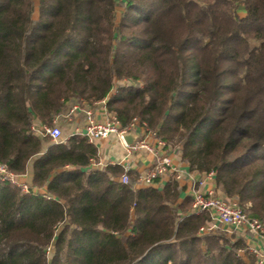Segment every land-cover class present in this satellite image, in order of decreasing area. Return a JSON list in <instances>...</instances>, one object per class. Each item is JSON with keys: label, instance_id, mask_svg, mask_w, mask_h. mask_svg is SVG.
<instances>
[{"label": "trees", "instance_id": "1", "mask_svg": "<svg viewBox=\"0 0 264 264\" xmlns=\"http://www.w3.org/2000/svg\"><path fill=\"white\" fill-rule=\"evenodd\" d=\"M33 10L0 0V164L29 188L0 181V264H254L234 232L199 235L210 217L190 213L177 181L136 187L130 171L121 184L120 166L90 167L97 148L85 138L53 143L30 128L106 99L107 115L144 122L264 225V0H38L36 20Z\"/></svg>", "mask_w": 264, "mask_h": 264}, {"label": "built area", "instance_id": "2", "mask_svg": "<svg viewBox=\"0 0 264 264\" xmlns=\"http://www.w3.org/2000/svg\"><path fill=\"white\" fill-rule=\"evenodd\" d=\"M106 99L96 103L105 110ZM82 112L84 115V127L80 132H76L85 138L89 143L94 144L98 140L114 137L122 146L124 153L123 161L119 164L112 163V166H120L124 174L119 178L121 184H128V172L131 171L130 159L139 152L147 153L152 157L150 167L137 177L136 187H159L162 182L173 179L177 182L187 179L188 175L175 165L171 159L170 147L162 140L156 138L155 133L149 132L144 122L132 119L127 125L123 126L115 116H109L102 120L96 118L92 109H80L79 106H72L68 113L59 116L52 122V126H39L33 124L30 132L35 136L47 137L53 143L62 140L60 130L55 126L58 119L71 122L75 115ZM135 135L133 144L128 145L124 137L127 134ZM92 162L91 165H94ZM190 173V172H189ZM25 176H15L10 172L6 165L0 164V181L19 188L24 193H29V188L24 180ZM214 180V173H204V177L195 184L191 185L190 197L192 199V214L207 213L210 223L199 229V235L213 231L217 226H227L233 230L246 233L253 245L246 246V250L254 258V264H264V225L255 218H249L234 201L224 200L219 197L213 188L203 190L206 181Z\"/></svg>", "mask_w": 264, "mask_h": 264}, {"label": "crops", "instance_id": "3", "mask_svg": "<svg viewBox=\"0 0 264 264\" xmlns=\"http://www.w3.org/2000/svg\"><path fill=\"white\" fill-rule=\"evenodd\" d=\"M93 113L95 114L96 118L99 120H102L106 117V112L104 109H102L99 106H94L91 108ZM84 127V115L82 112H79L77 115L74 116L73 120L69 122L68 125H64L66 135L65 137H70L72 135H76V132H80L83 130ZM94 146L97 148V161L94 163V165H90L91 168L94 169H102L103 167L110 165L112 163L119 164L123 161V150L122 146L118 142V140L114 137H110L108 139H102L98 140L94 143ZM170 155L173 163L177 165L182 171H185L188 175L187 179L181 180L178 182L179 186L182 189L181 198L184 197H190V188L192 184H195L200 179L204 177L203 174H197L195 172H190L186 165L182 164L179 160V157L177 156L175 151H172L170 149ZM152 157L144 152H139L135 154L131 159V172L139 176L140 174L144 173L151 165ZM119 180V179H118ZM166 182H162V185L159 186L161 188ZM213 188L215 189V183L214 180H209L205 182V185L203 186V190H207ZM38 192L43 193V189L39 190ZM190 213L191 210H190ZM223 228L226 232L231 233V231H228L227 226H220ZM232 230V228H230ZM239 233V232H238ZM240 238L243 239V242L246 246L253 245V242L250 241V239L247 237L246 233L241 231L239 233Z\"/></svg>", "mask_w": 264, "mask_h": 264}, {"label": "rangeland", "instance_id": "4", "mask_svg": "<svg viewBox=\"0 0 264 264\" xmlns=\"http://www.w3.org/2000/svg\"><path fill=\"white\" fill-rule=\"evenodd\" d=\"M32 1H33V5H34V10H33V16H32V18H33L34 20H36V19H37V16H38V11H37L38 0H32ZM115 13H116V18L118 19L119 15L122 13V6H121V5H117V6H116ZM123 84H126V85H127V83H126L125 81L120 82V85H123ZM63 122H64V124H69V123L66 122V120H61V119H58L57 122L55 123V126H56V127L60 130V132H61V137H65V135L67 134L66 131H65V128H64V124H63ZM170 149H171L172 151H175V152H176V149H175V148L170 147ZM24 180H25V177H24ZM216 229L225 232V230H224L223 228H221L220 226H217V228H215L213 231H215ZM228 231L234 232V233L236 234V237H241V236H239V233H241V231L233 230V229L231 230L230 228H228ZM238 232H239V233H238ZM228 235H229V234H228ZM48 254H49L48 257H50L51 251H49ZM240 254H241V257H242L245 261H246V260L248 261L249 258L252 259V257H253V256L250 257L249 255H244L243 252H240ZM249 260H250V259H249Z\"/></svg>", "mask_w": 264, "mask_h": 264}, {"label": "water", "instance_id": "5", "mask_svg": "<svg viewBox=\"0 0 264 264\" xmlns=\"http://www.w3.org/2000/svg\"><path fill=\"white\" fill-rule=\"evenodd\" d=\"M134 138H135V135H134L133 133H130V134H127V135L124 137V140H125V142H126L128 145H131V144H133Z\"/></svg>", "mask_w": 264, "mask_h": 264}]
</instances>
